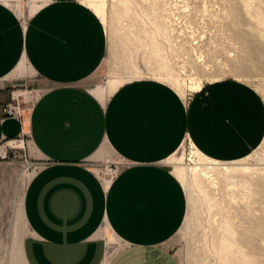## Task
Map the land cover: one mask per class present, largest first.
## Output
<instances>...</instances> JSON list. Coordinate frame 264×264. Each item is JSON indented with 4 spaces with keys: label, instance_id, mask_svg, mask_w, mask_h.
Segmentation results:
<instances>
[{
    "label": "crops",
    "instance_id": "crops-1",
    "mask_svg": "<svg viewBox=\"0 0 264 264\" xmlns=\"http://www.w3.org/2000/svg\"><path fill=\"white\" fill-rule=\"evenodd\" d=\"M107 46L87 0H0V146L25 134L41 160L23 196L27 264H103L108 251L105 264H181L167 242L187 194L165 161L187 139L217 161L264 139V100L242 80L187 97L148 77L90 85ZM15 90L35 94L22 122L2 112ZM108 152L122 163L106 183L88 162Z\"/></svg>",
    "mask_w": 264,
    "mask_h": 264
},
{
    "label": "rangeland",
    "instance_id": "rangeland-1",
    "mask_svg": "<svg viewBox=\"0 0 264 264\" xmlns=\"http://www.w3.org/2000/svg\"><path fill=\"white\" fill-rule=\"evenodd\" d=\"M87 3L102 8L108 36L106 58L90 85L105 84L113 91L126 81L148 77L187 97L194 90L191 80L204 86L237 79L264 100V0ZM24 96L22 119L35 94ZM16 141L20 145L9 141L0 146V264H27L18 252L28 233L23 196L41 161L27 135ZM88 163L109 179L122 161L108 152L105 159ZM165 164L187 194L185 220L167 242L181 264H264V139L248 156L218 164L187 139ZM105 238L106 250L109 245L114 253L118 239L107 230Z\"/></svg>",
    "mask_w": 264,
    "mask_h": 264
},
{
    "label": "built area",
    "instance_id": "built-area-1",
    "mask_svg": "<svg viewBox=\"0 0 264 264\" xmlns=\"http://www.w3.org/2000/svg\"><path fill=\"white\" fill-rule=\"evenodd\" d=\"M25 92H11L10 100L2 104V112L4 117H14L22 122L23 102L25 101ZM117 172V170L115 171ZM112 178V177H111Z\"/></svg>",
    "mask_w": 264,
    "mask_h": 264
},
{
    "label": "bare ground",
    "instance_id": "bare-ground-1",
    "mask_svg": "<svg viewBox=\"0 0 264 264\" xmlns=\"http://www.w3.org/2000/svg\"><path fill=\"white\" fill-rule=\"evenodd\" d=\"M94 11L96 12V14L100 17V15L102 14V8H99V7H94ZM191 78V77H190ZM189 78V79H190ZM195 78V77H194ZM178 82H179V80H178ZM183 84H185L186 85V81L185 82H183ZM202 86H201V84L200 83H196L194 80H191L190 82H189V88H192V89H194V90H200V88H201ZM188 88V89H189ZM22 92V91H21ZM12 143L13 144H16L17 146L18 145H20V142L19 141H12ZM13 146V145H12ZM206 159H208V161H210L211 162V164H218V161L217 160H213V159H210V158H207V157H205ZM242 170H244V172L247 170V167H242ZM202 172H203V174L205 175V176H207V173L204 171V170H201ZM99 176L106 182V183H108V181L111 179V178H109V179H107L106 177H104L102 174H100L99 173ZM22 252V254H23V250H22V244H18V252ZM21 256V255H20ZM23 256V255H22ZM110 256V251H108L107 252V254H106V257H105V260H104V262H103V264H105L106 262H107V260H108V257ZM21 260H23V259H21ZM248 261V260H247Z\"/></svg>",
    "mask_w": 264,
    "mask_h": 264
}]
</instances>
